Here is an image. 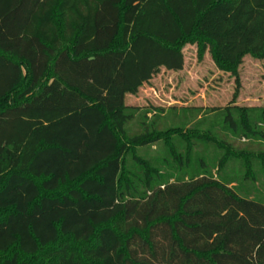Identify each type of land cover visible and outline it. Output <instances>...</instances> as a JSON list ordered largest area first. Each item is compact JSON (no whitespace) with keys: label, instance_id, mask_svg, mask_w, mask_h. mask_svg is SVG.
Here are the masks:
<instances>
[{"label":"trees","instance_id":"1","mask_svg":"<svg viewBox=\"0 0 264 264\" xmlns=\"http://www.w3.org/2000/svg\"><path fill=\"white\" fill-rule=\"evenodd\" d=\"M188 42L230 71L264 59V0H0V264H264V200L191 148L220 139L180 134L177 153L126 103ZM234 103L222 129L260 135L264 108Z\"/></svg>","mask_w":264,"mask_h":264},{"label":"rangeland","instance_id":"2","mask_svg":"<svg viewBox=\"0 0 264 264\" xmlns=\"http://www.w3.org/2000/svg\"><path fill=\"white\" fill-rule=\"evenodd\" d=\"M183 52L185 63L182 70L161 69L136 94L128 95L126 103L138 106L140 112H147L146 124L155 120L157 127L154 131L160 134V139L171 136L177 153L185 154L177 135L188 138L193 132L206 134L210 131L211 135L215 134L221 142L218 146L209 142L197 144L191 147L192 150L202 151L209 157L212 175L215 178L224 177L239 195L264 200V171L260 172L258 161L253 165H248L246 161L248 158L255 161L259 153H264V123L259 122L256 126L261 134L248 139L223 130L220 116V112L233 102L241 107L264 108V59L247 55L230 71L215 61L209 47L201 50L198 43L188 42ZM12 100L8 98L6 101ZM171 127L177 128V131L167 134L165 130ZM130 132L143 134L142 128L137 127ZM169 150L171 146L162 140L140 148L139 152L154 161V158L167 156ZM168 172L173 178L180 175L173 170ZM36 259L42 264L50 263V259L43 254Z\"/></svg>","mask_w":264,"mask_h":264}]
</instances>
